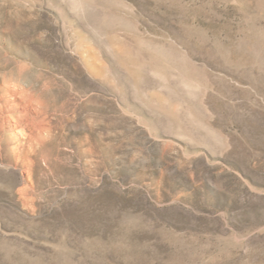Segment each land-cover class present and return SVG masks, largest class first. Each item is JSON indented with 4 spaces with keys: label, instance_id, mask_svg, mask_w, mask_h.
<instances>
[{
    "label": "rangeland",
    "instance_id": "1",
    "mask_svg": "<svg viewBox=\"0 0 264 264\" xmlns=\"http://www.w3.org/2000/svg\"><path fill=\"white\" fill-rule=\"evenodd\" d=\"M0 264H264V0H0Z\"/></svg>",
    "mask_w": 264,
    "mask_h": 264
}]
</instances>
